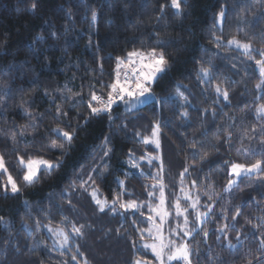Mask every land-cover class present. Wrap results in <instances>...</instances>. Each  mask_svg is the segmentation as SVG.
<instances>
[{
    "label": "trees",
    "instance_id": "obj_1",
    "mask_svg": "<svg viewBox=\"0 0 264 264\" xmlns=\"http://www.w3.org/2000/svg\"><path fill=\"white\" fill-rule=\"evenodd\" d=\"M151 49L168 60L149 86L155 99L91 114L90 93L107 99L124 82L117 57ZM261 50L264 0H181L179 10L171 0H0V156L19 187L4 191L0 173V264L154 262L143 244L161 197L157 222L186 241L191 264H264ZM19 157L60 166L28 184ZM257 161L252 174L230 173ZM49 228L69 244L58 248Z\"/></svg>",
    "mask_w": 264,
    "mask_h": 264
},
{
    "label": "snow or ice",
    "instance_id": "obj_2",
    "mask_svg": "<svg viewBox=\"0 0 264 264\" xmlns=\"http://www.w3.org/2000/svg\"><path fill=\"white\" fill-rule=\"evenodd\" d=\"M172 7L179 10L181 8V0H171ZM32 9H35L37 5L33 3L31 5ZM164 6H161V10H163ZM221 16L224 15L223 11L220 13ZM93 20L96 19V12L93 11L92 13ZM219 39V38H217ZM230 44H237L239 45V41H236L235 39L229 41ZM245 51H249L251 48V45L248 43H245L241 45ZM259 55L261 57H264V50H261L259 52ZM133 57L139 58V65H137L136 61L133 60ZM127 60L128 65H125L129 70L124 72V82L121 83L119 78L116 80L115 83H112L110 85L111 91L107 93V100L104 99L103 96L97 95L95 92L90 93L91 95V101L89 102V107L91 110V114L93 115H99L103 112L110 113L112 105L116 102L117 99L123 100L125 95H127L129 98H131L128 103L131 106H135L136 104H145L148 102L149 99H155V96L151 93L149 84L154 80L156 75L158 73H162L166 70L168 66V60L165 57V54L163 51H157L156 49H151L147 53L141 52L139 50H134L132 52H129L127 54ZM147 60L148 62L145 63L144 61ZM124 64V58L117 57V69L120 68V66ZM256 64L260 66V72L261 75L264 76V59L262 60H256ZM205 76L209 74L208 69H202L201 70ZM120 73L117 71V77H119ZM264 84V82H262ZM262 84H257L256 87L260 88ZM217 92H220L221 89L219 86L216 88ZM223 96L225 99L228 98V93L226 91L223 92ZM92 102H96L98 104L97 107L92 106ZM59 111V109H57ZM258 114H264V105H261L257 109ZM187 115V113H185ZM109 119H112L111 115H109ZM54 132L59 133L62 135L64 139L71 142L73 139V133L68 131H62L60 129H53ZM159 131L160 126L157 122L153 129H152V137L153 139L150 141L151 143H154L157 148L160 147V141H159ZM149 142V141H145ZM107 155V153H105ZM19 162L23 168H26V171L24 172V175L22 179L28 183L32 184L39 180L40 178V170L43 169L44 172L50 173L55 168H58L60 166L59 160L57 161H50L45 160L42 158H31L29 157L27 161H25L24 157H19ZM261 161H257L255 164H252L251 166H245L243 164H232V172L236 174V176H241L242 174H248L255 170L261 169ZM0 169L3 171H7V168L4 165V159L3 156H0ZM186 171V170H185ZM8 183L11 186V191L13 193H16L19 191V187L15 180L9 175L8 177ZM122 183V182H121ZM231 184L232 181H229ZM93 197H95V192H93ZM96 203L100 206V210L103 211L106 203L100 200H96ZM122 207H125L126 209H135L138 207V205L135 202H128L127 204L122 205ZM177 208L179 206L177 205ZM113 210H115L113 208ZM2 219V218H0ZM185 222L187 223V217H185ZM227 227V226H225ZM74 231L78 234H81L80 228H74ZM205 236H207V232L204 233ZM61 235H63L61 233ZM186 235H191V232H187ZM63 241L64 243H67L68 237L67 235H63ZM159 245L156 243H153L151 245L145 244V248H151L152 252L155 254L156 258L160 260V264H164L163 256L164 252L168 248H173L174 250L170 252V254L167 256V259L169 261L171 260H183L187 261L188 264H191L190 261V252L189 247L187 244H182L179 246H176L174 242L171 240L166 244L164 243L163 237H159ZM262 244H264V240L261 241ZM230 247H234L230 245ZM72 259H76L75 256L72 257ZM134 264H146L145 261L141 259H137L134 261ZM250 264V262H249Z\"/></svg>",
    "mask_w": 264,
    "mask_h": 264
},
{
    "label": "rangeland",
    "instance_id": "obj_3",
    "mask_svg": "<svg viewBox=\"0 0 264 264\" xmlns=\"http://www.w3.org/2000/svg\"><path fill=\"white\" fill-rule=\"evenodd\" d=\"M220 20H221V16H219L218 17V21L220 22ZM233 40V39H232ZM236 41H238L237 39H235ZM231 41V40H230ZM243 44H245V43H243V42H241V41H239V45H237V44H235V43H233V44H230L229 43V45L230 46H232V47H234V48H237V49H239V50H242L243 52H245V53H249L250 52V50H251V48H250V50L249 51H245V49L241 46V45H243ZM262 59H264V57H261V60ZM133 60H135L136 61V63H137V65H139V63H140V61H139V58L138 57H133ZM145 63H147L148 61L147 60H145L144 61ZM124 63L126 64V65H128V60H127V57H126V59H124ZM258 69H259V71H260V66L258 65ZM159 74V73H158ZM157 74V75H158ZM156 75V76H157ZM150 84H151V82H150ZM150 84H149V86H150ZM125 97H128L127 95H125ZM129 98V97H128ZM129 101V100H128ZM126 105H127V107L128 108H135V107H138L139 105H141V104H136L134 107L133 106H131L128 102H126ZM152 140V139H151ZM151 140H149V141H151ZM245 166H251V165H245ZM26 169V168H25ZM257 170H255V171H252L251 173H248V174H245V175H249V174H252V173H254V172H256ZM0 173H5L6 174V180H5V183H4V187H3V190L4 191H9V192H12L11 191V186H10V184L8 183V177H9V174H8V172L6 171H3L2 169H0ZM230 173L232 174V175H234V176H236V174L235 173H233L232 172V167L230 168ZM242 175H244V174H242ZM8 189V190H7ZM93 194V193H92ZM185 197V196H184ZM159 204L158 205H156L157 207H155L154 208V210H153V214L154 215H152L151 216V218H150V220H149V223H150V228H149V231L148 232H146V234L148 235V236H150L151 237V239H150V241H148V242H145L144 244H143V247H144V245L145 244H148V245H151V244H153V243H156L157 245H159V237H163V240H164V243H168L171 239H167L165 236H164V233H162V230H161V226H160V223H158L157 221L159 220V221H162V219H164L165 218V216H164V210H163V203H162V197L160 198V200H159V202H158ZM184 226H182V228H183ZM183 230H185V229H183ZM48 233H49V235L51 236V238H52V240H53V242H54V244L58 247V248H64V247H66L68 244H69V242L67 241V243H64V241H63V235H66L61 229H56V228H49L48 229ZM61 233L63 234V235H61ZM172 242H174V244L176 245V246H179V245H182V244H187L186 243V241H182L181 240V238L179 239V240H171ZM138 247L139 248H142L141 246H139L138 245ZM145 248V247H144ZM150 253H151V255L153 256V258H154V262H147V261H145L146 262V264H160V260H158L157 258H156V256H155V254L152 252V250H151V248H146ZM174 249L173 248H168V249H166L165 250V252H164V256H163V260H164V264H173V263H175V262H179V263H181V264H188V262L187 261H183V260H171V261H169L168 259H167V256L170 254V252L171 251H173ZM134 264V263H133Z\"/></svg>",
    "mask_w": 264,
    "mask_h": 264
},
{
    "label": "built area",
    "instance_id": "obj_4",
    "mask_svg": "<svg viewBox=\"0 0 264 264\" xmlns=\"http://www.w3.org/2000/svg\"><path fill=\"white\" fill-rule=\"evenodd\" d=\"M105 100H107V99H105Z\"/></svg>",
    "mask_w": 264,
    "mask_h": 264
}]
</instances>
